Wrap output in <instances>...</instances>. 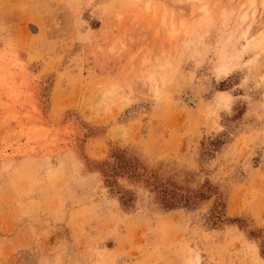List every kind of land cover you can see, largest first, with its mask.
<instances>
[{
	"label": "rangeland",
	"instance_id": "obj_1",
	"mask_svg": "<svg viewBox=\"0 0 264 264\" xmlns=\"http://www.w3.org/2000/svg\"><path fill=\"white\" fill-rule=\"evenodd\" d=\"M247 1L0 0V264H264Z\"/></svg>",
	"mask_w": 264,
	"mask_h": 264
},
{
	"label": "bare ground",
	"instance_id": "obj_2",
	"mask_svg": "<svg viewBox=\"0 0 264 264\" xmlns=\"http://www.w3.org/2000/svg\"><path fill=\"white\" fill-rule=\"evenodd\" d=\"M188 2H189V4H190V2L191 3H193V2H195V1H197V0H187ZM246 4V3H245ZM264 4V3H263ZM247 5H248V8H247V10H249V9H251L252 7H254V5H255V2H254V0H248L247 1ZM244 6V5H243ZM255 14V13H254ZM253 14V15H254ZM247 17H248V15H247V12H244V14H243V16L241 17V23H243V22H245L246 21V19H247ZM183 24V23H182ZM247 32L248 31H245L243 34H242V36H243V38L245 39V43L246 42H248V38H247ZM231 60H232V58H231ZM229 61V60H228ZM231 63V62H230ZM232 64H236V60H232ZM220 69H222V70H225V69H227L228 70V64H225V65H222L221 67H220Z\"/></svg>",
	"mask_w": 264,
	"mask_h": 264
}]
</instances>
